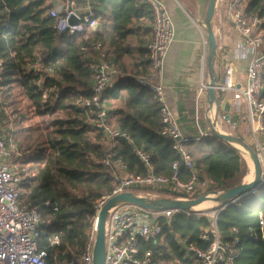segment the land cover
I'll list each match as a JSON object with an SVG mask.
<instances>
[{
  "label": "trees",
  "instance_id": "1",
  "mask_svg": "<svg viewBox=\"0 0 264 264\" xmlns=\"http://www.w3.org/2000/svg\"><path fill=\"white\" fill-rule=\"evenodd\" d=\"M125 2L127 18H119V8L111 32L85 28L70 35L55 30V21L49 15L50 0H0V133L30 167L21 185L19 202L23 208L37 210L42 220L49 222L50 234L58 236L60 249L68 248L75 256L85 246L93 204L116 187L110 170L102 163L107 149L103 133L92 125L94 112L75 105L78 99L91 96L99 51L105 53V61L120 71L102 100L112 106L106 122L130 137L131 142L117 140L115 148L128 171L145 175L134 155L136 148L150 155L156 175L169 176L171 164L179 161V155L171 148L172 141L158 132L162 127L160 105L147 88L134 80L135 75L146 73L149 67L146 46L151 28L134 30L128 13L134 11L133 20L142 18L152 24V11L145 3L134 9L132 0ZM244 14L248 18H264V0H246ZM261 28L264 31V25ZM98 43L99 51L95 49ZM35 61L52 69L45 74L41 86L29 69ZM262 82L264 101V72ZM2 107L10 110L11 126L2 115ZM26 114L37 118L36 122L21 125L22 120L30 119ZM186 148L198 180L208 182L206 194L233 187L230 183L240 182L247 173L244 160L240 172H233L239 151L215 136L190 140ZM178 174L181 181L191 175L182 165ZM52 205L57 206V212L52 211ZM259 213L264 235V183L257 194L225 207L216 218L223 240L229 238L232 229L238 230L237 264H264ZM212 221L206 216L174 214L162 222L159 236L140 242V249L150 250L155 256L162 253L166 264H197L180 250L179 241L207 250L211 236L204 230L212 226ZM203 235H208L209 240H201ZM71 257L68 253L66 259Z\"/></svg>",
  "mask_w": 264,
  "mask_h": 264
},
{
  "label": "built area",
  "instance_id": "2",
  "mask_svg": "<svg viewBox=\"0 0 264 264\" xmlns=\"http://www.w3.org/2000/svg\"><path fill=\"white\" fill-rule=\"evenodd\" d=\"M141 1L150 7L153 14L151 37L146 46L149 67L146 73L135 75L134 80L136 84L147 88L152 94V99L160 105L162 127L158 132L172 141L171 148L179 155V161L171 164L169 176L156 175L150 155L143 149L136 148L134 155L144 167L145 175H136L128 171L126 163L115 148L117 140L124 139L131 142L130 137L126 132L119 128H112L106 122L108 108L106 102L102 100L104 91L120 74V71L105 61V53L99 51L101 44L98 43L95 49L99 51V56L98 63L95 65L91 96L86 100L78 99L75 105L81 109L93 110L92 125L105 137L107 150L102 163L110 170L116 187L111 194L93 204L94 215L87 231L85 246L81 253L75 256L68 248L60 249L58 236L50 234L49 222L42 220L37 210L23 208L20 205L19 192L30 167L23 160L22 154L12 149L10 140L8 141L0 133V264H93L98 215L110 198L121 193L140 190L132 194L146 202L158 199L152 194L153 191L175 193L178 197L168 199L181 200V202L214 195V193H205L208 182L198 180L186 143L190 140L197 141L210 137L212 135L210 129L214 128L218 131V124H226L231 130H234L236 125L229 117L219 116L216 111L207 110L202 117L199 116L198 102L201 101L207 89L203 65L205 41L203 39L197 86L195 135L187 136L167 104L163 83L164 61L174 40V22L163 0ZM245 1L230 0L225 2L224 8L226 18L241 38L237 55L247 60L245 80L243 83L238 82L235 79L232 64H228L224 67L223 78L215 84V90L231 93L234 102L243 103L245 106V117L253 138L254 151L262 170L260 185L250 191L248 195L250 196L257 194L259 187L264 183V101L261 99L264 72V36L261 26L264 25V18L246 17ZM56 2L55 7L49 10V15L55 21L54 28L59 34L73 35L81 33L85 28L92 31L96 29L97 22L93 11L89 10L82 14L77 8L76 0H55ZM71 17L75 18L76 23L69 22ZM196 25L199 28L203 26L198 23ZM29 69L33 76L38 78V86H41L45 74L52 72L51 68L45 67L39 61L30 64ZM1 109L3 117L9 120L11 126L10 110L5 107ZM201 121H204L206 126L203 127ZM180 165L191 173L187 181L179 179ZM115 204L107 210L105 216L103 264H166L162 260V253L155 256L150 250L141 251L140 242H147L159 236L162 232V222L170 220L174 214L182 213L192 216L189 210L145 209L125 201ZM45 205L48 206L49 203ZM52 207V211L57 212V206L52 205ZM212 220V226L204 230V233L211 236V243L207 250L179 241L180 250L186 251L189 261L194 259L197 264H237L236 258L240 253L238 230L232 229L229 238L223 240L216 227V213ZM259 226L264 238L260 213ZM200 239L208 241L209 236L203 235ZM68 253L72 256L70 260L66 259Z\"/></svg>",
  "mask_w": 264,
  "mask_h": 264
},
{
  "label": "crops",
  "instance_id": "3",
  "mask_svg": "<svg viewBox=\"0 0 264 264\" xmlns=\"http://www.w3.org/2000/svg\"><path fill=\"white\" fill-rule=\"evenodd\" d=\"M126 0H76L77 8L82 14L91 10L94 12L97 26L96 29L102 32H111V28L116 18L118 9L122 14L119 18H127L125 15L127 3ZM230 0H217L214 9L212 21L213 31L216 39V59L214 70L220 80L223 78L224 67L232 64L235 71V79L243 83L245 80V71L247 60L239 58L237 48L241 43L240 36L234 30L232 23L226 18L224 13L225 2ZM170 16L174 22V40L169 48L164 61L163 83L165 85V96L170 110L176 116L183 132L187 136L195 135L194 118L196 115L197 86L199 82V70L201 67V25L204 21L208 0H163ZM222 2V3H221ZM52 7L57 2L50 0ZM134 9L144 4L141 0H132ZM221 4V5H220ZM123 5V6H122ZM138 7V8H139ZM126 8V9H125ZM138 10V9H137ZM131 14V28L141 31L143 28H151V22H146L142 18L134 19V11ZM224 16V17H223ZM95 29V30H96ZM217 34L219 45H217ZM262 31V35H263ZM150 41V40H149ZM220 50V51H219ZM117 78V77H116ZM116 78L112 81L114 83ZM204 81L208 83V71L204 67ZM111 83V84H112ZM110 84V85H111ZM228 97L219 99V105L208 104L206 92L198 105L199 116L202 117L207 110L216 111L220 115L229 117L238 132V124H243L245 129L250 132L249 124L245 117V106L243 103L233 101L232 94L227 93ZM217 97V93H216ZM225 100H227L225 102ZM228 105V111H225V104ZM108 111L112 106L106 103ZM243 112V113H242ZM238 123V124H237ZM204 127L206 123L201 121ZM112 128H117L110 125ZM231 129L226 124H218V131L231 135ZM242 137L240 130L237 134ZM242 139V138H241Z\"/></svg>",
  "mask_w": 264,
  "mask_h": 264
},
{
  "label": "water",
  "instance_id": "4",
  "mask_svg": "<svg viewBox=\"0 0 264 264\" xmlns=\"http://www.w3.org/2000/svg\"><path fill=\"white\" fill-rule=\"evenodd\" d=\"M217 0H208V5L203 21V26L206 33V40H207V56H206V64H207V71H208V83L206 89V97L209 105L212 103L215 104L216 108L219 105V99L221 97V92L215 90V84L220 81V76H217L214 70V64L216 59V39L213 31L212 21L214 17V9ZM69 22L71 24L76 23L74 17H71ZM217 93V97H216ZM227 100H225L226 102ZM225 111H228V105L225 104ZM211 136H215L218 139L224 141L225 143L231 145L232 143H236L241 146L244 150L247 151L249 158L252 161L253 168H254V177L253 181L249 184L241 183L239 185H235L220 193H214L216 196L214 201L220 204V207L216 210V218L220 211L225 207L247 197L250 194V191L255 189L260 185L262 170L260 164L258 162L257 156L255 151L246 144L241 138L237 136H233L230 134L221 133L214 128H211ZM232 146V145H231ZM234 147V146H232ZM235 148V147H234ZM237 149V148H235ZM238 150V149H237ZM207 197L201 196L186 202H176L171 199H157L152 202H146L137 196L133 195L130 192L121 193L110 198L106 204L101 209L98 219H97V233H96V240L94 244V252H93V264H103L104 263V221L107 210L117 202H129L140 206L145 209H154V208H162L166 210H182L188 211L195 205L200 204L201 202L205 201Z\"/></svg>",
  "mask_w": 264,
  "mask_h": 264
},
{
  "label": "rangeland",
  "instance_id": "5",
  "mask_svg": "<svg viewBox=\"0 0 264 264\" xmlns=\"http://www.w3.org/2000/svg\"><path fill=\"white\" fill-rule=\"evenodd\" d=\"M222 3V2H221ZM221 5V4H220ZM224 17V16H223ZM203 24V23H202ZM263 33H264V31H263ZM264 35V34H263ZM201 37H202V40H201V47H203V39H204V41H205V57H204V67H205V72H206V56H207V40H206V33H205V29H204V26H202L201 25ZM217 45H219V40H218V34H217ZM220 51V50H219ZM202 52H203V50H202ZM201 52V53H202ZM215 65V64H214ZM227 93H222V98H224V97H228V95H226ZM22 106L25 108L26 106L24 105V103L22 104ZM243 113V112H242ZM26 116L28 117V118H30L29 119V121H23L22 120V123H21V125H25V124H29V123H34V122H36V119L37 118H34V117H31L29 114H26ZM24 117H25V115H24ZM238 124V123H237ZM239 130H240V133L242 134V137H240V138H242V140L246 143V144H248L253 150H254V144H253V138H252V136H251V133L248 131V130H246L245 129V127H244V125L243 124H238V132H239ZM232 133H231V135H233V136H237V137H239L237 134H238V132L237 131H234L233 132V130H230ZM238 151H239V155H240V158H238L236 161H234V165H233V172L234 173H238V172H240V170H241V163H242V160H244L245 161V164H246V167H247V173H246V175L241 179V181L239 182V181H237V182H232V183H230V186H235V185H237L238 183L239 184H241V183H243L244 182V180L246 179V178H248L249 176H250V178L252 177V175H253V177H254V168L252 167V165H251V163L248 161V160H246L245 158H244V156H243V152L241 151V150H239L238 149ZM237 166H238V169H236L237 168ZM238 170V171H237ZM250 180V179H249ZM253 181V180H252ZM140 190H133V191H129V192H131V193H135V192H139ZM142 192H144V190H142ZM154 193H152V194H154V195H156L157 197H158V199H162V198H166V199H168V198H171L170 196H167L166 194H164V193H162V192H156V191H153ZM216 197V196H215ZM220 207V204L219 203H217V205L215 206V207H213V208H211V209H208V210H206V211H201V212H192L191 210H189V213L190 214H192V216L193 217H196V218H198V217H201V216H206V217H209V218H212V217H214L215 216V213H216V210L218 209Z\"/></svg>",
  "mask_w": 264,
  "mask_h": 264
},
{
  "label": "bare ground",
  "instance_id": "6",
  "mask_svg": "<svg viewBox=\"0 0 264 264\" xmlns=\"http://www.w3.org/2000/svg\"><path fill=\"white\" fill-rule=\"evenodd\" d=\"M231 145L234 146L235 148L241 150V151L243 152V156H244V158H245L246 160H248V161L251 163L252 167H253L252 161H251V159L249 158V155H248L247 151L244 150L241 146H239V145L236 144V143H232ZM249 179H250V180H249ZM252 180H253V175H252L251 178H250V176H249L248 178H246V179L244 180L243 183H244V184H249V183L252 182ZM214 199H215V195H210L205 201L201 202V203L198 204V205L193 206V207L191 208V211H192V212H201V211H206V210H208V209H211V208L215 207V206L217 205V203L214 201ZM176 202H181V200H177ZM115 205H116V204H115ZM112 207H113V206H112Z\"/></svg>",
  "mask_w": 264,
  "mask_h": 264
}]
</instances>
